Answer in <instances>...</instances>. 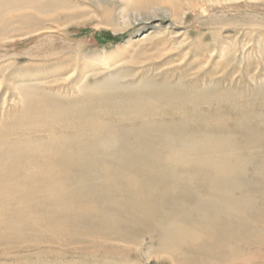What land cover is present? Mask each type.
<instances>
[{
    "label": "bare ground",
    "instance_id": "6f19581e",
    "mask_svg": "<svg viewBox=\"0 0 264 264\" xmlns=\"http://www.w3.org/2000/svg\"><path fill=\"white\" fill-rule=\"evenodd\" d=\"M85 1L95 6L98 15L110 25L122 12L149 9L160 3L171 7L161 13H139L135 20L150 25L140 39L155 41L153 50L144 57L159 60L154 63V73L138 74L137 79L133 73L128 81L126 77L130 74L112 73L84 79L80 84L76 79L68 84L58 82L59 90L53 88V81L33 79L14 88L24 104L31 107L36 103L42 109V101L50 98L57 109L58 102H70L69 109L77 111L81 119L84 111L106 113L89 107L91 101L128 98L141 100L137 107L144 111L180 106L191 118L165 115L161 118H168L167 121L144 118L139 124L120 130L96 125L91 132L82 130L75 138H65L61 145L53 139L42 146L29 143L1 148L0 203L6 205L10 199L15 200L8 189L16 188L19 201L28 204L18 214L29 218L23 220V228L40 226L59 234L65 232L71 235V240L93 243L101 249L118 248L119 245L111 243L123 242L126 251L146 259L157 257L159 264L241 262L248 248L264 246V110H254L257 102L264 103V84L236 89L229 77L225 82L209 74L211 78L189 83L185 79L187 73L177 81H171L167 73H159L169 63L164 55L182 41L178 42L172 33L163 32V37L154 35L160 26L154 22L183 18L184 8L179 2L193 0ZM78 5V0H0V23H38L39 15L49 14L52 7L83 9ZM23 9H31L35 14L21 12ZM4 32V27L0 28V36ZM183 33L179 32V37ZM66 86L72 89L69 95L68 91L59 92ZM244 91L260 98L256 102L239 101L240 109L220 115L222 108L234 106L237 95ZM144 97L152 101L143 102ZM213 101L221 108H216ZM27 110H19L24 119L31 111ZM196 125L200 127H193ZM3 215L0 213V225H5ZM6 225L11 228V223ZM144 247L148 249L146 253L142 251Z\"/></svg>",
    "mask_w": 264,
    "mask_h": 264
},
{
    "label": "rangeland",
    "instance_id": "374dc122",
    "mask_svg": "<svg viewBox=\"0 0 264 264\" xmlns=\"http://www.w3.org/2000/svg\"><path fill=\"white\" fill-rule=\"evenodd\" d=\"M48 1L54 0H44V2ZM74 1L72 0V2ZM78 2L80 5L77 7L83 9L58 10L52 7L49 14L39 15L40 22L38 23H0V28L4 27L5 31L4 35L0 36L1 150L13 144L31 143L42 146L53 139L59 141L61 145L64 144L65 138H75L82 130L91 132L96 125H102L108 130H120L121 127L131 124L137 125L144 118L166 121L168 118H161L163 115L191 118L189 112L182 110L183 108L180 106L178 109L161 106V109L151 110L153 113L155 111L154 114L149 110H141L137 107L140 99L139 102L128 98H118L111 102L91 101L89 107L104 110L106 113L102 112L103 114L99 115L83 110L85 115L81 119L78 118L77 111L69 109L72 105L70 102H58L57 109L53 108L55 101L50 98L42 101L44 105L42 109L36 103L31 106L33 110L24 104L14 88L24 83L33 82V79L34 81H53V88L59 90L56 85L58 82L68 84L76 79L80 84L84 79L92 80L95 77L112 73L126 76L130 74L126 77L128 81L132 79L133 73L137 76L134 79L140 77L138 74L154 73V63L159 60L157 58L146 60L145 54L153 50L152 45L155 41L140 39L142 34L149 30L150 25L138 24L135 23V20L141 14L161 13L163 9L171 10L168 4L160 3L149 9L122 12L123 14H118L113 25H110L104 22L102 16L98 15L100 13L96 12L95 6L85 0H78ZM187 2H179V5L181 4L180 6L184 8L183 18L169 17L154 22L160 24L154 35L158 34L156 36L163 37L165 36L163 32L172 33L178 42L182 41L164 55L169 63L159 73H167L171 81H177L183 76V73H187L189 75H186L185 79L189 83L195 82L196 79L211 78V76L226 82L229 77L228 79H233L236 89H242L246 85L252 89L256 83L264 84V0H193ZM64 4L70 5L69 2H64ZM21 12L35 14L31 9H23ZM179 32H184L181 37H179ZM206 51L207 53H205ZM216 69L217 71H215ZM230 71L232 74L228 76ZM66 87L59 92L68 91L69 95L72 89L70 86ZM249 92L239 93L236 104L231 107L224 106L220 115L232 114L236 109H240L237 107L242 106L239 101L250 102L252 100V102H256V98H260ZM148 100L152 101L151 98L144 97L143 102ZM213 103L216 108H221L217 106L218 102L213 101ZM226 104L228 105V103ZM256 106L257 108L254 110H264V103L257 102ZM123 107L126 108V112ZM23 108H28L27 111L31 110L25 119L22 114H19L24 110ZM65 109H69V111ZM142 114L144 115L142 116ZM69 119L71 121L68 122ZM14 125L16 126L14 127ZM193 127L199 128L200 126ZM15 189L11 187L8 189L15 200L10 199L11 201L6 205L0 203V213H4L5 222V225H0V236L2 237H0V264H9L10 262L15 264L16 260L18 261L16 264H41L42 261L45 264H52L53 261L57 262L56 264H159L157 257L146 259L140 254L134 255L126 251V248H122L126 246V243L123 242L111 243L119 245L118 248L101 249L94 246L93 243L71 240V235L65 232H61L60 235L56 231L46 229L44 231L40 226L23 228V220H29V218L18 217V214L24 211V206L28 207V204L25 201H19V190ZM6 223H11V228H8ZM22 237L24 242L20 241ZM145 240V242L149 240L147 236ZM56 251L62 253H56ZM142 251L146 253L148 249L144 247ZM45 259L46 261H44ZM35 261L37 262L35 263ZM43 262L42 264H44ZM261 263L264 264V246L248 248L241 262L235 261L229 264Z\"/></svg>",
    "mask_w": 264,
    "mask_h": 264
}]
</instances>
